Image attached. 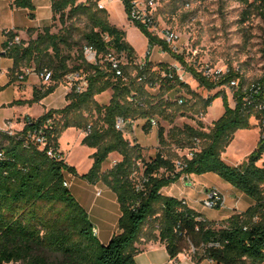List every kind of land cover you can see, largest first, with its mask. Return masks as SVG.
Here are the masks:
<instances>
[{
  "label": "trees",
  "instance_id": "trees-1",
  "mask_svg": "<svg viewBox=\"0 0 264 264\" xmlns=\"http://www.w3.org/2000/svg\"><path fill=\"white\" fill-rule=\"evenodd\" d=\"M18 9L34 10V0H10ZM102 0H51L53 24L62 28L54 33V25L38 32L35 40L21 41L8 47L17 34L7 33L4 56L13 60V73L23 67L35 66L36 72L48 69L52 82L34 92L30 101L14 105H33L41 102L65 82L70 73H80L89 82L84 93L71 92L68 105L50 110L38 119L26 118L24 128L10 135L0 131V264H137V245L142 238L147 242L165 245L172 260L190 253L196 264L211 261L216 264H264V140H259L254 152L240 165L231 166L223 154L240 130L253 129L254 114L244 106L245 80L230 71L220 82H213L169 45L152 35L143 25H133L148 40L150 50L159 47L171 55L186 70L199 87L212 92L240 79L234 94L235 106L221 91L207 99L197 96L188 84L178 81L169 64L160 63L154 69L147 62L144 70L134 64L136 50L127 41V32L110 22L107 10H100ZM128 21H131V0H121ZM256 10L264 17V0H258ZM249 7L250 0H244ZM72 22L67 26L68 22ZM84 22L83 29L77 23ZM78 36V37H76ZM108 37L109 41L105 38ZM85 47H92L105 57L110 50L126 54L129 65L123 67L124 77L116 78L109 63L97 65L87 61ZM78 50L80 64L71 66L72 53ZM262 53L264 56V44ZM174 75V79L163 75ZM145 77L142 82L139 78ZM264 80V79H263ZM184 89L196 99L194 105L181 113L173 110L178 102L164 101L163 97L176 89ZM149 89H158L162 98L156 101ZM112 91L108 105H101L97 97ZM223 101L224 114L206 128L200 121L197 127L173 126L167 133L158 132L162 147L177 151L191 150L192 158L180 157L172 151H158L144 162L143 148L132 144L115 128L117 119L151 121L160 118L174 124L176 118L188 112L205 117L216 99ZM188 102L182 105L188 108ZM179 105V106H182ZM97 115L96 122L91 118ZM91 133L82 141L96 152L88 173L80 176L66 160L48 156L50 149L60 151L59 140L70 128ZM43 131L47 146L41 148L33 136ZM199 142V143H198ZM119 163L108 171L112 156ZM182 163L180 169L177 164ZM144 163L139 180V164ZM214 174L249 198L253 205L243 213H235L226 220L214 222L204 218L185 204V200L166 196L164 190L190 176ZM76 176L91 185L103 183L116 194L121 209L119 234L103 245L94 233V225L87 211L74 197L68 183ZM69 185V183H68Z\"/></svg>",
  "mask_w": 264,
  "mask_h": 264
},
{
  "label": "rangeland",
  "instance_id": "rangeland-1",
  "mask_svg": "<svg viewBox=\"0 0 264 264\" xmlns=\"http://www.w3.org/2000/svg\"><path fill=\"white\" fill-rule=\"evenodd\" d=\"M258 0H250V4L254 6L249 7L244 3V0H157V11L156 19L159 25L163 29H169L178 36V40L174 44V47L178 50L180 56H182L185 62L201 70L207 65L213 67H224L225 69L237 72L245 80V86H250L252 83L258 81L264 75V56L262 53L264 44V17L256 10ZM108 9L111 12L110 22L127 32V41L136 50V59L134 64H140L150 62L154 69H158L160 63L169 65H175L185 68L169 54L163 53L159 47H155L150 50L148 46V40L144 35H139L136 31L127 26V20L125 12L121 6V0H108L106 2ZM109 12V11H108ZM73 21L68 22L67 26H70ZM54 33L62 28L59 21L53 24ZM79 29H83L84 22L77 23ZM78 37V36H76ZM151 53L148 55V53ZM125 60L130 61L126 54ZM71 66H77L81 63L79 58L78 50L72 53ZM28 69L35 71V66L30 68L23 67L19 74L26 73ZM15 77L19 81V77ZM29 74H26L25 80ZM185 79L190 86L191 90L199 97L207 99L222 90H214L209 92L204 88L199 87V84L190 76L186 75ZM65 85V83H63ZM44 86V84H43ZM150 95L156 101L162 98V93L158 89H149ZM228 96L230 106H235L233 95L230 91H224ZM61 90L57 92L54 97H58ZM112 91H108L97 98L101 105L108 102ZM12 95L5 94L1 97L0 102L7 101ZM164 101L170 103H176V101L183 99L187 101L188 108L184 105L179 106L175 104L173 110H177L181 107V113H184L186 109L191 108L196 99L188 94L184 89H176L171 93L163 97ZM220 98L214 101L211 109L207 111L208 119L213 120L217 117L221 111ZM28 105V104H27ZM25 105L16 106L17 111L24 112L26 110ZM35 116H38L43 109L42 106L29 107ZM181 113L176 118L174 124L156 118L158 125L156 127L145 128L146 121H140L137 129V135L132 137L133 144H138L143 148L144 162L150 161L151 158L158 154V151H172L173 154H177L182 157L186 153L177 151L175 147H162L159 143L158 132L160 128H164L167 133L177 126L182 128L185 125L198 124L200 121L203 122L205 117L198 116L192 112H188L186 117L181 116ZM98 119L97 115L91 118V121L96 122ZM24 121L20 117H14L12 119L0 120V131H11L19 132L21 130ZM12 124L11 126L9 125ZM253 124V122H252ZM70 131L66 137L60 138L66 157L70 156L71 164L76 165L79 171H85L87 168H92L90 162L93 160L87 146H83L82 143L78 142V135L74 131L75 128H70ZM153 130V131H152ZM139 135V136H138ZM259 139V132L256 127L249 130H240L235 134V138L231 145L227 148V151L223 154V159L229 164H242L255 150L256 142ZM94 150V149H91ZM96 151V150H95ZM114 157L112 156L111 159ZM94 164V160H93ZM263 164V163H262ZM144 163L139 164V173L136 175L138 181L143 173ZM264 165V164H263ZM111 169L110 163H108L104 170L108 171ZM89 172V171H88ZM87 172V173H88ZM72 180L73 177L71 176ZM199 198L198 193L191 192V200ZM195 208L203 210L212 217H217L220 214V210H208L203 207L202 204L195 205ZM198 210V209H195ZM194 210V211H195ZM203 214V213H201Z\"/></svg>",
  "mask_w": 264,
  "mask_h": 264
},
{
  "label": "crops",
  "instance_id": "crops-1",
  "mask_svg": "<svg viewBox=\"0 0 264 264\" xmlns=\"http://www.w3.org/2000/svg\"><path fill=\"white\" fill-rule=\"evenodd\" d=\"M121 6L125 12L122 1ZM34 7L35 9L32 11L27 9H18L13 6L11 1L0 0V52L4 50V46L7 43V33L12 32L14 34H17L21 38V40L29 42L37 38L39 31L53 25L51 0H34ZM106 10L109 11V14L111 15L107 4ZM125 16L128 28L133 29L142 36V33L128 21L126 13ZM13 68V60L5 57L4 54H2L0 56V99L5 94H10L12 96L11 98H9V100L0 102L1 121L12 119L14 117H20L23 120H25L26 118L38 119L50 110L63 109L68 105V102L66 100L68 91L66 89V86L61 84L57 88L55 93L43 99L41 102L33 105H25L24 107H27L26 110H23V113L17 111V105H14V103L19 101L25 102L32 100L35 90L41 89L43 87V83L35 72H31L25 82L20 84L15 77L16 75L13 73ZM28 70L33 71V69ZM59 90H61L60 95L58 97H54ZM111 98L112 95H110L108 102L104 105H108ZM219 104L221 105V111L219 112L217 117L213 120H209L208 113L207 118L203 120L206 128L212 127L213 123L223 116L224 107L221 98ZM28 106L30 108L42 106L43 109L38 116H35L30 113L31 110L28 109ZM211 107L209 108V110L211 109ZM138 123H140V121H138ZM191 126L197 127L196 124ZM23 128L24 125L22 124L21 130ZM70 131L73 130H67L62 135L63 139ZM74 131L77 133L78 142L81 144L86 137L85 133L77 129ZM135 134H138L137 131ZM258 142L259 139L256 142L255 148L257 147ZM59 144L60 151L63 153L64 159L70 166H73V164H71L69 160L70 156L69 158L68 156L66 157V153L60 140ZM95 152V150L88 149L90 157ZM113 157L114 158L112 159V161L120 160V157L118 155H113ZM262 163L264 164V159ZM90 164L91 166L93 165V160H91ZM229 165L238 166L239 164ZM74 167L76 168L80 176L86 174L90 170L89 167L85 171H79L76 165H74ZM70 177L71 176L68 177L70 190L72 191L74 197L77 199L80 205L89 214L90 220L93 223L95 230H97V238L103 245L109 244L112 238L120 232L119 220L122 214L116 194L113 193V191L103 183L91 185L86 181H83L79 177L72 176V180L70 179ZM209 189H217L227 197L226 208L220 210V214L217 217H212L208 213L207 216H205L206 214L203 212V210L195 208V205L201 204V201L205 198L206 191ZM193 191L195 193H198L199 198L195 200L190 199L191 192ZM164 194L166 196L174 197L179 200H185L189 208L193 210L198 209L195 210L197 213H203L201 215H203L204 218L214 222L226 220L235 213H243L253 205L252 201L244 194L238 192L235 188H233L231 185L227 184L214 174L182 178L176 184L165 189ZM137 248L139 249V252L136 256L137 264H196L192 260L190 253L181 254L177 259L172 260L167 252L165 245L161 244L160 242H147L145 237L141 239V242L137 245ZM201 264L216 263L206 260Z\"/></svg>",
  "mask_w": 264,
  "mask_h": 264
},
{
  "label": "built area",
  "instance_id": "built-area-1",
  "mask_svg": "<svg viewBox=\"0 0 264 264\" xmlns=\"http://www.w3.org/2000/svg\"><path fill=\"white\" fill-rule=\"evenodd\" d=\"M10 1V0H9ZM108 0H102L98 3V8L100 10H106V2ZM157 0H131V24L139 23L143 25L152 35L155 37L165 41L169 47L176 53L178 50L174 47V44L178 40V36L169 29H163L160 27L159 22L156 19V11H157ZM106 41H109V38H105ZM21 38L16 36L12 42L8 44V47H12L14 44H20ZM6 49L0 52V56L5 53ZM84 53L87 61L91 64L97 65L100 61L101 63H109L110 69L113 71L116 78L124 77V70L123 67L129 65V61L125 60L126 56L124 54H117L115 51L110 50V52L105 56H99L97 51H95L92 47H85ZM151 53L149 52L148 55ZM178 63V62H177ZM147 62L135 64L138 66L139 70H144L146 67ZM176 72V78L178 81L188 84L185 76L188 75L186 70L184 71L182 67L172 66ZM203 73L207 79L213 82H220L225 76H227L230 71L225 69L224 67H213L207 65V67L202 68L199 70ZM41 82L44 85H49L52 82V72L48 69H42L40 72L34 71ZM31 71L27 70L26 73L19 74V83L22 84L25 82L26 74H30ZM237 73V72H236ZM239 74V73H237ZM189 76V75H188ZM241 76V75H240ZM163 77L169 78L171 80L174 79V75H166L164 74ZM145 77L139 78V82H142ZM264 75L256 82L252 83L250 86H245L243 91L246 94L244 98V106L254 113H257L258 116L254 114L252 117L251 123L253 122V126L258 129L259 132V140H264ZM65 86L68 91V94L71 92H76L78 94L84 93L87 91L89 87V82L87 81L86 77L81 75L80 73H70L65 78ZM240 88V79L233 80L230 85H226L223 87L218 88L222 91H230L233 95L238 91ZM179 105L184 103L183 99L177 101ZM236 105V104H235ZM11 126L12 124L9 123ZM152 127H156L158 122L156 120L151 121ZM139 127V123L132 119H123L119 118L116 121L115 128L117 131L122 132L127 140L133 144L132 137L135 135L137 129ZM91 127L85 133V135H89L91 133ZM10 135H13L14 132L6 131ZM33 140L41 147L45 148L47 146V140L44 136L43 131H40L36 135H34ZM199 143V142H198ZM185 156L187 158L193 157V152L191 150L185 151ZM48 156L55 160H63L64 156L61 151H54L50 149L48 151ZM0 158H2V154L0 153ZM65 160V159H64ZM119 163L118 160H114L111 163V167L116 166ZM177 166L181 169L183 167L182 163H178ZM65 186H69L68 183ZM185 204H187L185 202ZM201 204L204 208L208 210H223L226 208L227 205V197L217 189H209L205 193V198L201 201ZM95 235H97V230H94Z\"/></svg>",
  "mask_w": 264,
  "mask_h": 264
}]
</instances>
